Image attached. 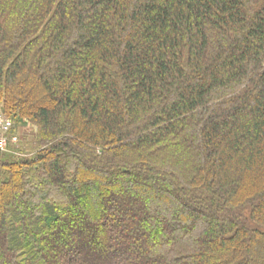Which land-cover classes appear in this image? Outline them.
Here are the masks:
<instances>
[{"label":"trees","instance_id":"1","mask_svg":"<svg viewBox=\"0 0 264 264\" xmlns=\"http://www.w3.org/2000/svg\"><path fill=\"white\" fill-rule=\"evenodd\" d=\"M0 264H264V0H0Z\"/></svg>","mask_w":264,"mask_h":264},{"label":"rangeland","instance_id":"2","mask_svg":"<svg viewBox=\"0 0 264 264\" xmlns=\"http://www.w3.org/2000/svg\"><path fill=\"white\" fill-rule=\"evenodd\" d=\"M0 117L2 119L8 120L9 122H11L12 126H13V122L10 119L4 118V116L2 115V113L0 112ZM14 132L15 135L18 136V142L17 143H12V145L15 144V147L18 148L20 150L19 154L21 155H26L31 153L32 151H34V149L37 147L36 143H35V139H34V134L36 133V127L31 125V124H27V125H14Z\"/></svg>","mask_w":264,"mask_h":264},{"label":"built area","instance_id":"3","mask_svg":"<svg viewBox=\"0 0 264 264\" xmlns=\"http://www.w3.org/2000/svg\"><path fill=\"white\" fill-rule=\"evenodd\" d=\"M11 127V122L0 117V150L6 147L7 142L15 143L17 141L16 136L9 135Z\"/></svg>","mask_w":264,"mask_h":264}]
</instances>
